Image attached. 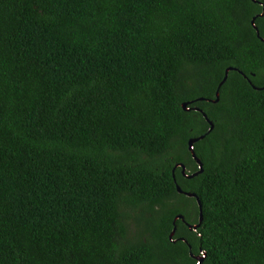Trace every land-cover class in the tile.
<instances>
[{
	"label": "trees",
	"instance_id": "obj_1",
	"mask_svg": "<svg viewBox=\"0 0 264 264\" xmlns=\"http://www.w3.org/2000/svg\"><path fill=\"white\" fill-rule=\"evenodd\" d=\"M263 11L0 0V264H264Z\"/></svg>",
	"mask_w": 264,
	"mask_h": 264
},
{
	"label": "water",
	"instance_id": "obj_2",
	"mask_svg": "<svg viewBox=\"0 0 264 264\" xmlns=\"http://www.w3.org/2000/svg\"><path fill=\"white\" fill-rule=\"evenodd\" d=\"M253 1L257 2V0H253ZM263 14H264V11H263V13H262L261 15H263ZM255 20H256V16L252 19V25L256 28L257 33H258V36H260V32H259V29H258L256 23H255ZM228 74H229V69H227V71H226V75H225V78H224L223 81L221 82L220 86H222L223 83L227 80V78H228ZM254 87L260 89L259 87H256V86H254ZM263 88H264V87H263ZM218 101H219V91L217 92V99H216L214 102H218ZM183 107H184V109H186V110H190V108L188 107V102H184V103H183ZM194 109H195V110H198V111H200V112L203 111V110H201V109L198 108V107H194ZM204 116L206 117V119L209 121V123H210V125H211V126H210V129H209V131H208V132H211V131L214 129V122H213L212 120H210V118L207 116L206 113H204ZM204 137H205V135H201V136H199V137H192V138H190L189 141H188L189 149H190V151H191V153H192L193 158L195 159V161H196V162L198 163V165H199V170L196 171V172L193 173V174L188 175L187 172H186V165H185L184 163L179 162V163H177L176 166H175V168L178 167V166L182 167V172H183V174H185L187 177H194L195 175H198L199 173H201V172L204 171V164H203V161L201 160V158L197 155V153H196V151H195V143H196L197 141H199L200 139H203ZM177 190H178L180 193H185L187 196H189V197H195V198L197 199V201H198V205H199V208H200L199 222L196 223V224H189V228H190V229H195V230H197V229L199 228V226L202 224L203 219H204V216H203V204H202V201L200 200V198L198 197V195H197L196 193H194V192L184 191V190L182 189V187H181L180 185H178V184H177ZM178 219H182V220L185 221L184 215H182V214H179V215H177V216L175 217L174 223H176V221H177ZM176 230H177V226H176V224H175L174 229H173L172 232L170 233V239H171V240L173 239V236H174V234L176 233ZM190 247H191V246H190ZM193 256L197 259V261H198L197 264H202V263H203V260H204V258H205V256H206V253H205V254L196 255V256L193 254Z\"/></svg>",
	"mask_w": 264,
	"mask_h": 264
},
{
	"label": "rangeland",
	"instance_id": "obj_3",
	"mask_svg": "<svg viewBox=\"0 0 264 264\" xmlns=\"http://www.w3.org/2000/svg\"><path fill=\"white\" fill-rule=\"evenodd\" d=\"M137 216H141V215H137ZM142 219H144L145 221L141 222V223H143L145 226H149L150 225V223H149V221L151 220L150 218L142 217ZM131 231L136 232L137 231V227L135 225H131Z\"/></svg>",
	"mask_w": 264,
	"mask_h": 264
},
{
	"label": "flooded vegetation",
	"instance_id": "obj_4",
	"mask_svg": "<svg viewBox=\"0 0 264 264\" xmlns=\"http://www.w3.org/2000/svg\"><path fill=\"white\" fill-rule=\"evenodd\" d=\"M192 174H193V173H192ZM188 175H190V174H188ZM186 224H187V226L189 227V224H190V223L187 222ZM195 224H196V223H195ZM189 229H190V228H189ZM190 230L197 231L198 229H197V230H195V229H190ZM183 239H184V238H183ZM173 240H174V239H173ZM174 241H176V239H175ZM190 248H191V247H190ZM195 256H196V255H195Z\"/></svg>",
	"mask_w": 264,
	"mask_h": 264
}]
</instances>
